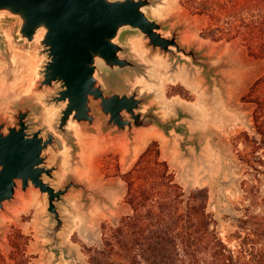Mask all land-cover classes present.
Returning a JSON list of instances; mask_svg holds the SVG:
<instances>
[{"label":"rangeland","instance_id":"rangeland-1","mask_svg":"<svg viewBox=\"0 0 264 264\" xmlns=\"http://www.w3.org/2000/svg\"><path fill=\"white\" fill-rule=\"evenodd\" d=\"M155 1L146 9L148 16L164 24L167 37L178 30L180 45L200 52L206 68L183 54L173 58L153 52L141 33L127 31L119 41L141 71L127 73L118 89L103 79L101 83L107 92L139 90L148 99L141 112L153 110L163 122L174 123L169 133L149 126L135 129L132 136L116 134L105 131L101 120L92 127L71 124V139L59 135L56 125L64 105L48 103L56 89L40 88L46 61L40 40L22 41L19 21L0 15L5 42L0 51V121L14 126L17 107L29 104L31 131L43 130L44 138L54 133L58 139L43 153L47 167L57 168L47 182L62 189L73 179L87 191L71 189L58 205L64 225L54 248L47 195L32 186L18 188L13 202L0 209V264L23 261L12 243L18 231L29 237L27 255L36 264H89L87 248L102 249L105 228L116 227L132 213L121 175L154 141L187 197L207 190V213L233 251L239 250V237L246 236L241 220L255 226L264 222V80L258 83L264 59L252 57L241 38H211L207 31L225 24L201 11L203 0Z\"/></svg>","mask_w":264,"mask_h":264},{"label":"water","instance_id":"water-1","mask_svg":"<svg viewBox=\"0 0 264 264\" xmlns=\"http://www.w3.org/2000/svg\"><path fill=\"white\" fill-rule=\"evenodd\" d=\"M155 4V0H0V15L19 21V38L29 44L40 40L41 54L46 57L40 88L56 89L48 103L64 105L56 125L59 135L71 139V124L92 127L101 120L105 131L130 136L135 129L149 126H158L166 133L174 128V123L163 122L153 110L141 112L148 99L139 90L107 92L101 83L103 79L118 89L127 73L141 71L119 41L127 31L141 33L153 52L173 58L183 54L206 68L200 52L180 45L178 30L167 37L164 24L148 16L146 9ZM4 50L0 32V51ZM32 112L26 104L17 107L14 126L0 121V209L13 202L18 188L40 190L47 195L48 212L55 223L48 235L56 248L64 225L58 205L71 189L87 191L73 179L62 189L47 182L57 168L47 167L43 153L58 139L54 133L44 138L43 130L31 131Z\"/></svg>","mask_w":264,"mask_h":264},{"label":"trees","instance_id":"trees-1","mask_svg":"<svg viewBox=\"0 0 264 264\" xmlns=\"http://www.w3.org/2000/svg\"><path fill=\"white\" fill-rule=\"evenodd\" d=\"M201 7L225 24L209 29L211 38H241L252 57L264 59V0H203ZM121 178L132 213L116 227L105 228L102 249L87 248L89 264H264V222L255 226L241 220L246 236L239 237V250L233 251L207 213V190L187 197L162 159L158 142H152ZM28 242L20 231L12 241L21 264H36L35 257L27 255Z\"/></svg>","mask_w":264,"mask_h":264},{"label":"bare ground","instance_id":"bare-ground-1","mask_svg":"<svg viewBox=\"0 0 264 264\" xmlns=\"http://www.w3.org/2000/svg\"><path fill=\"white\" fill-rule=\"evenodd\" d=\"M43 34H44V32H41V33L39 34V37L41 38V37L43 36Z\"/></svg>","mask_w":264,"mask_h":264},{"label":"crops","instance_id":"crops-1","mask_svg":"<svg viewBox=\"0 0 264 264\" xmlns=\"http://www.w3.org/2000/svg\"><path fill=\"white\" fill-rule=\"evenodd\" d=\"M146 145H147V144H145L144 147H141L140 151H143V149H145Z\"/></svg>","mask_w":264,"mask_h":264}]
</instances>
